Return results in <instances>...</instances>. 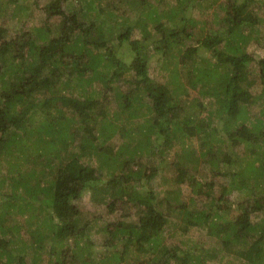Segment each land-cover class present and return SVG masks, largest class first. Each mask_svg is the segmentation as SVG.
<instances>
[{"label":"trees","instance_id":"1","mask_svg":"<svg viewBox=\"0 0 264 264\" xmlns=\"http://www.w3.org/2000/svg\"><path fill=\"white\" fill-rule=\"evenodd\" d=\"M23 1L0 0V8L15 4L24 11ZM63 1L53 0L45 7L48 20L64 17L59 36L52 35L49 26L22 29L13 38L0 28V168L6 157L9 175L0 183V236L7 239L0 243V264H94L90 248L97 247L90 243L87 224L80 225L82 217L73 203L89 191L94 197L104 196L103 202L105 195L113 194L143 212L136 221L106 226L111 246H104L109 253L98 257L101 264L137 263L141 257L142 264H207L208 259H219L216 246L203 240L192 246L182 240L167 249L163 235L168 230L175 233L178 227L169 225L172 212L185 225V233L202 227L219 239L227 257L241 259L242 264H264V220L252 219L264 210V56L254 57L246 50L252 33L264 22L253 9L255 1L222 2L218 31L203 38L197 30L188 32L198 25L189 14L197 0H177L164 12L150 8L138 21L143 40L131 37L130 25L119 36L133 56L129 62L118 58L107 45L103 28L89 19L105 0L86 2L85 14L91 15L87 20L63 10ZM148 22L154 23L156 35ZM149 40L160 46L161 71H172V87L150 76L155 63ZM185 40L193 44L184 49ZM181 70L187 73L185 82ZM129 75L133 79L122 112L127 111L131 120L139 116L146 120L141 132L146 151L153 153L154 141L175 137L185 144L179 158H184L183 163L175 166L182 179L186 176L192 196L184 200L182 190H175L176 208L168 210L167 201L147 188L158 171L154 164L153 168L139 162L141 143L136 151L109 145L122 129L120 116H110L86 87L84 100L63 93L62 86L71 76L87 86L100 81L107 88ZM190 89H199L203 98L213 100L214 108L205 118L200 115L204 109L200 99L191 105L192 112L181 115ZM138 108L144 113L139 115ZM79 137L75 152L72 147ZM195 138L202 149L199 157L187 146ZM240 145L246 153L235 151ZM93 157L99 159L98 167L91 165ZM184 163L193 164L196 173L189 176ZM202 163L209 167L208 175H202ZM211 177L227 180L223 195L239 188L247 201L216 199ZM113 207L114 203L109 205L111 211ZM10 215H22L30 227L39 222L31 231L36 243L31 257L17 258L8 252L14 242L10 232L13 229L19 237L21 230L8 223ZM45 245L47 258L40 252Z\"/></svg>","mask_w":264,"mask_h":264},{"label":"rangeland","instance_id":"2","mask_svg":"<svg viewBox=\"0 0 264 264\" xmlns=\"http://www.w3.org/2000/svg\"><path fill=\"white\" fill-rule=\"evenodd\" d=\"M52 1L53 0H24L21 2L24 7H27V9L24 11H20L19 6H16L15 4L3 6V8H0V28H5L9 33V37L13 38L22 29L25 31H34L37 28H45L49 26L53 31L52 35L59 36L65 22L63 16H54L49 18V20L47 19L45 7ZM138 1L139 2L135 3L131 0H105L103 5L95 10L92 17H90L91 15L88 16L89 14H85L86 2L89 3L90 0H65L63 1L62 8L67 13H74L78 15L79 18L84 20H87L90 17L89 19L94 21L97 26L103 28L105 31V38L108 39L107 45L113 47V50L118 58L129 62L133 56L129 52L127 44L119 40V36L125 34L127 26L130 25L133 29L131 36L133 39L143 40L144 38L142 28L141 25H138V21H140V18L142 19L144 17V14L148 12V9L156 7L159 11L164 12L172 9V7L177 3V0ZM254 1V11L264 20V0ZM140 2H142V4ZM222 2L224 4L225 0H217L216 3L213 2V0H200V2L197 0L196 2H193V9H191L189 14L195 21H197L198 25H196L194 28L188 29V32L197 30L198 35H200L202 38L208 34H216L219 28V24L217 23L218 16L223 15L221 8ZM142 5L144 6L142 7ZM89 13H91V11H89ZM13 14L15 16H13ZM147 26L149 27V30L152 31V34L156 35L154 23L148 22ZM184 42H186V44L183 46L184 49L185 46L189 47L193 44V41L185 40ZM146 43L153 52L152 62L155 63V65L151 67L150 76L159 82H167L169 86L172 87V71H161V63L159 64V62H161L163 54L160 51V46H155V42H152V40H149ZM246 50L254 57L264 56V22L256 28L255 32L252 33L251 40L249 41ZM205 56L209 57L210 54L205 53ZM174 62L175 61H172L171 59V66L169 67L170 69L173 68ZM156 64L158 67H156ZM180 74L181 79L185 82L187 76L186 71L181 70ZM132 79L133 77H130V75L124 76L122 79L113 82L106 88L105 84L100 81L95 82L91 86H87L86 82H79V78L77 76H71L69 77L67 84L64 82V86H62V88L63 93L73 95L77 99L84 100V96L87 93V90H85L86 87L90 92L96 94L93 96L95 99L102 101L103 106L110 116H120L123 122L120 124L118 123V125L122 126V129L117 131L116 134L111 138L109 145L114 149H118L119 147L123 146L126 150L136 151L137 149L140 150L139 146L141 143L144 149L140 151L139 162L144 165H148L149 167L154 168L155 166L158 171L157 176L151 181V183L148 184L149 186H147V188L151 191H154L160 199L167 201L164 207H167L168 210L170 207L176 208V203L172 202V193H175V190H182L184 200H188L192 196L190 189L187 188L185 184L186 176L184 179H182L180 176L182 174H180L178 170L176 171L175 166L177 163H179V161L183 163L184 158L182 157V160L179 158L185 144H183V140L177 141L175 137L174 139L170 140L164 139L165 141H163V143L154 141L152 147L153 155L146 151L145 145L147 142L144 141L145 136L141 135L143 127L142 122L146 123V120L139 118L140 116L131 120L127 111L124 113L122 112L123 97L125 94H127V92L130 91ZM196 99H200L203 102L204 109H201L200 111L202 118H205L210 113L211 109L214 108L213 100L209 98H203V96L200 95L199 89H190L189 93L185 97V100L187 101V107L185 108V111H181V115L184 116L185 113L188 114L193 111V107L191 105L194 104ZM145 102L148 103L149 100H145ZM136 110L139 111V115H141L142 111L143 113L145 111L139 108ZM257 111L258 108H255L253 113L257 114ZM220 123L221 122H219L218 130L220 131V134H223V128ZM145 130L146 129L144 128V131ZM199 142L200 141L195 138L187 144L189 148L195 151V156L197 157H199L202 152ZM79 143L80 137L76 139V144H74L72 150L76 152V150L79 148ZM128 143L131 145L127 146L126 144ZM235 151L246 153L244 145H240L237 149H235ZM3 160V165L0 168V183H2L3 180L7 181V178L9 177V175H7L8 166L6 164V157H4ZM91 163V165L98 167L100 161L97 157H93L91 159ZM183 165H185V163ZM184 169H188L189 176H192L194 175L193 173H196L195 168H193V164H191V166H188V164L185 165ZM200 169L204 171L202 175H208V173H210L209 167H207L204 163L200 164ZM211 179H213L215 182V191L213 195L216 197V199H219L221 196H223L222 198L225 201H234L236 203L247 201V199L242 197V190L239 188L234 190L228 189L229 191L223 195V190L229 185L227 184V180L222 178L215 179L214 177H211ZM102 198H104V196L101 195L94 197L93 192L89 191L83 194L79 199L73 201L82 217L80 225L84 226L87 224V228L89 227L90 229V243H94L97 247L96 249L94 247L90 248L92 253L91 258L94 260V264H101L99 258H104L106 257V254L109 253L108 250L104 248L105 245L108 247L111 246L109 240L110 233L107 232L106 226L113 223H121L122 221H136L139 216L143 214L139 206L134 204H126L125 201L117 199V197H115L113 194L105 195L104 202ZM113 203L114 207L113 211H111L109 209V205ZM252 205L255 206L254 204ZM167 213L169 212L167 211ZM125 216L129 217L127 218ZM252 219L254 223H261L264 220V210L255 212V215L252 216ZM169 221V225L171 227L172 225H178V227L175 233L173 231L171 234V230L170 232H168V230L165 232V235H163V245L167 249H171L174 244L180 243L182 240L186 241L189 246L195 245V243L201 242L203 240V243L207 245L212 244L216 246L217 250L215 251L218 252L217 255L219 256V259L217 260H206L207 264H242L241 259L227 257L228 254L222 248L220 240L215 236H209L206 229L202 227L188 228V232L185 233V225H182L180 217L173 212L169 213ZM8 223L11 226L17 225L21 228L19 237L13 229L10 232V238L14 239V242L11 244V246H9L8 252L17 258L24 254H28V257H31V251H33L36 246H33V244L36 243L35 239H33L31 235V231L36 229V225L39 222H32V227H30L22 215H10ZM12 235H17V237ZM0 238V243H2L1 241H7V239H2L4 238L3 235H1ZM68 242L73 244V239L69 238ZM32 246L34 248H32ZM44 247L46 249H43L40 252H42L44 258H47L49 256V254L46 253L48 246L45 245ZM119 248H121V244L119 245ZM1 251L2 247L0 246V252ZM2 259L5 260V258ZM143 259L144 258L141 257L140 261L137 263H135V261H127L123 262L122 264H142L141 260Z\"/></svg>","mask_w":264,"mask_h":264}]
</instances>
